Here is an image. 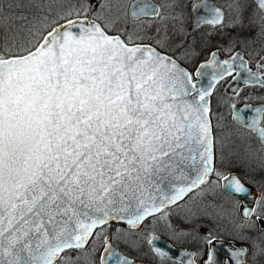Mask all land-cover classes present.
Wrapping results in <instances>:
<instances>
[{"label": "water", "instance_id": "1", "mask_svg": "<svg viewBox=\"0 0 264 264\" xmlns=\"http://www.w3.org/2000/svg\"><path fill=\"white\" fill-rule=\"evenodd\" d=\"M229 66L217 61L192 82L172 59L125 46L87 18L55 26L26 55L0 58V264H55L96 229H137L202 186L214 167L209 95ZM233 118L261 138L258 122ZM222 190L250 220L259 192L237 175ZM149 245L159 259L193 264L192 252L158 237ZM249 252L216 240L205 264H248ZM101 264L143 263L108 244Z\"/></svg>", "mask_w": 264, "mask_h": 264}, {"label": "flooded vegetation", "instance_id": "2", "mask_svg": "<svg viewBox=\"0 0 264 264\" xmlns=\"http://www.w3.org/2000/svg\"><path fill=\"white\" fill-rule=\"evenodd\" d=\"M95 14L74 18L96 21L107 35L120 39L125 46L153 48L189 72L192 82L197 80V71L216 70L217 61L228 62L230 73L217 82L209 95L214 167L207 181L182 202L148 218L137 229L121 223L96 229L83 248L63 252L55 264H63L65 259V264H86L83 257L91 264H101L108 244L134 262L181 264L159 259L149 245L153 237L192 252L193 264H205L214 241L235 242L216 235L210 239L201 237L203 226L218 228L220 237L234 226L231 221L218 220L228 208L216 196L217 191L234 205V217L264 233V86L253 83L264 81V12L259 4L255 0H96ZM239 71L244 72L247 83L237 81ZM235 112L248 124L258 122L262 128L260 139L251 129L235 122ZM229 175H237L259 192L248 221L240 218V202L222 190ZM204 197L208 212L203 213L209 214V224L194 215L201 211ZM190 199L195 202L192 209L174 212ZM158 219L163 222L161 227H156ZM224 264H230L227 258Z\"/></svg>", "mask_w": 264, "mask_h": 264}, {"label": "trees", "instance_id": "3", "mask_svg": "<svg viewBox=\"0 0 264 264\" xmlns=\"http://www.w3.org/2000/svg\"><path fill=\"white\" fill-rule=\"evenodd\" d=\"M1 1V0H0ZM14 5L10 15L14 20L4 24L6 20L3 12L0 11V58L17 57L33 51L41 42L43 37L55 26L72 19L76 16L64 15L59 19L54 17L52 0H3ZM197 193V192H196ZM192 200V199H190ZM206 197L203 198L201 211L196 212L195 217L208 212ZM205 214V213H204ZM208 219L204 218L203 221ZM260 232V231H259ZM224 239L246 244L250 251L257 245L262 253L259 263L264 264V233H256L254 229H241L232 227L225 233H221Z\"/></svg>", "mask_w": 264, "mask_h": 264}, {"label": "rangeland", "instance_id": "4", "mask_svg": "<svg viewBox=\"0 0 264 264\" xmlns=\"http://www.w3.org/2000/svg\"><path fill=\"white\" fill-rule=\"evenodd\" d=\"M95 1L96 0H52V3L54 4V8L51 7L49 10L53 11V13L55 14L54 17L56 19L61 18L64 15H71V16H89V15H93L96 16L95 14ZM14 8V5L8 1H0V11L3 12L4 14H6L7 16H5V21L3 22L4 24H9L10 22H12L14 20V17L12 15H10V10ZM64 14V15H63ZM0 46L5 47V44H0ZM212 184V183H211ZM215 185V184H214ZM216 196L222 200L225 201L227 203V210L226 212H222V216L219 217L218 220H222L223 221H231L232 224L234 225V227H238L241 229H254L256 231V233L260 234L261 232H259L257 230L256 227H254L252 224H244L243 222H241L237 217H234V213H233V204L231 202H229L227 200V198H225L224 195H222L219 191L216 192ZM195 204L194 200H188L184 205L179 206L178 208H176V210L174 212H177L179 209L182 212H188L190 210L191 207H193V205ZM182 207V208H181ZM192 209V208H191ZM201 209V208H200ZM199 209V210H200ZM261 210V209H260ZM169 216H171L173 214V210L170 211ZM200 219L206 218L209 219V214H202V215H198ZM235 218H237V222H235ZM211 223V219L210 221H203V223ZM156 227H161L163 225V222H160V219L156 220ZM179 224V226L182 225V223H177ZM219 228H221L223 225L221 223H219ZM200 229H202V231H200L201 237L204 239H210L213 238L214 235H216L218 238H223L219 236V233L217 232L218 228H214V227H201ZM216 232V233H215ZM254 250H251L248 256V264H261L259 263V258L261 256V249L255 245ZM81 260H84V263L86 264H91L88 260V258H82ZM63 264L66 263V259L62 261ZM77 262L80 261H74V262H70L69 264H78Z\"/></svg>", "mask_w": 264, "mask_h": 264}]
</instances>
